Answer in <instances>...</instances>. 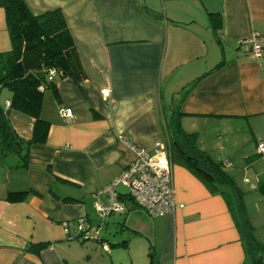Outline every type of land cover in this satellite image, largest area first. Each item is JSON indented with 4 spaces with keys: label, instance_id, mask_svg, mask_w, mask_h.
<instances>
[{
    "label": "crops",
    "instance_id": "crops-1",
    "mask_svg": "<svg viewBox=\"0 0 264 264\" xmlns=\"http://www.w3.org/2000/svg\"><path fill=\"white\" fill-rule=\"evenodd\" d=\"M25 2L33 14L61 9L85 77L44 90L48 134L30 145L26 166L0 153V264H250L240 215L264 242V153L255 151L264 142V54L242 40L264 35V0ZM9 49L0 8V53ZM8 120L31 138L32 117L8 107ZM176 125L230 184L213 190L171 159L174 211L152 217L131 204L102 221L94 194L130 164L129 144L160 141L169 153ZM22 190L32 192L5 199ZM78 220L99 240L81 241Z\"/></svg>",
    "mask_w": 264,
    "mask_h": 264
},
{
    "label": "trees",
    "instance_id": "trees-1",
    "mask_svg": "<svg viewBox=\"0 0 264 264\" xmlns=\"http://www.w3.org/2000/svg\"><path fill=\"white\" fill-rule=\"evenodd\" d=\"M10 39V49L0 53V153L3 158L17 157L20 166L27 165L30 145L44 143L50 123L42 117L44 90H55L58 80L70 77L79 82L85 74L78 54L59 7L33 14L25 0H0ZM212 28L218 26V14H210ZM219 66V65H218ZM55 72L53 77L49 71ZM7 90L10 100L2 104L1 93ZM8 107L34 119L30 139H22L8 120ZM169 138L170 159L184 163L209 188L216 190L221 183H229L219 163L210 160L195 143V134L187 133L176 125ZM32 191H8L5 199L21 201ZM130 206L127 195L120 198ZM242 235L245 239L250 264H264V242L251 234L246 221L240 215ZM45 244L30 245L38 252ZM155 264V263H151Z\"/></svg>",
    "mask_w": 264,
    "mask_h": 264
},
{
    "label": "built area",
    "instance_id": "built-area-1",
    "mask_svg": "<svg viewBox=\"0 0 264 264\" xmlns=\"http://www.w3.org/2000/svg\"><path fill=\"white\" fill-rule=\"evenodd\" d=\"M242 42L249 44L253 56L260 57L264 54V35L253 34ZM48 74L53 77L55 72L50 70ZM109 93V90L102 91L103 99H106ZM60 114L71 116V109L63 108ZM129 146L134 154L130 164L116 179L94 194L93 208L102 221L111 214H124L127 210L126 202L120 199L122 195L118 192V187L125 188L124 195L149 216H162L174 211L172 163L166 147L160 141H155L151 150L130 144ZM255 151L258 154L264 153V142H259ZM77 228L81 241L99 240L97 227L86 228L83 222L78 220ZM100 243L102 249L109 252L108 243Z\"/></svg>",
    "mask_w": 264,
    "mask_h": 264
},
{
    "label": "rangeland",
    "instance_id": "rangeland-1",
    "mask_svg": "<svg viewBox=\"0 0 264 264\" xmlns=\"http://www.w3.org/2000/svg\"><path fill=\"white\" fill-rule=\"evenodd\" d=\"M119 189H120V190H125V188H123V187H120ZM135 207H136V208H139V207H137V206H135ZM100 219H101V218H100ZM101 227H103V226H101ZM105 230H106V228H105L103 231H105ZM258 238L261 240L262 237H261L260 235H258V236H257V239H258ZM259 239H258V240H259Z\"/></svg>",
    "mask_w": 264,
    "mask_h": 264
}]
</instances>
